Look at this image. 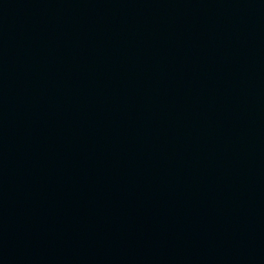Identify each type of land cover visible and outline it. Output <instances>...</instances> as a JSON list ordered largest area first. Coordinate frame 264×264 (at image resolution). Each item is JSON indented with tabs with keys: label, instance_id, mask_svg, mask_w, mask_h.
I'll return each mask as SVG.
<instances>
[{
	"label": "water",
	"instance_id": "1",
	"mask_svg": "<svg viewBox=\"0 0 264 264\" xmlns=\"http://www.w3.org/2000/svg\"><path fill=\"white\" fill-rule=\"evenodd\" d=\"M0 264H264V0H0Z\"/></svg>",
	"mask_w": 264,
	"mask_h": 264
}]
</instances>
